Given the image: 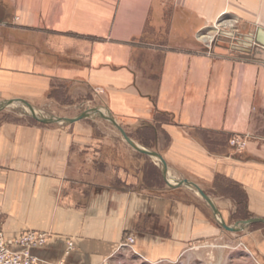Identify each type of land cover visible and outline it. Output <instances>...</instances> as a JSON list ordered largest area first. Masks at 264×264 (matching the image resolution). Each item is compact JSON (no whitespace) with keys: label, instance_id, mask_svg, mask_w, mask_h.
<instances>
[{"label":"crops","instance_id":"crops-1","mask_svg":"<svg viewBox=\"0 0 264 264\" xmlns=\"http://www.w3.org/2000/svg\"><path fill=\"white\" fill-rule=\"evenodd\" d=\"M230 7L0 0V102L36 105L60 86L70 96H97L128 135L135 130L134 141H154L169 169L208 193L224 218L238 208L231 183L245 194L250 219H264V0L234 6L238 28L210 29ZM234 136L247 141L241 153L230 145ZM112 142L82 122L63 129L0 115V231L48 233L39 254L68 264L112 263L129 237L139 257L155 262L223 237L194 195L112 187L107 180L124 169ZM238 238L264 264V228ZM69 241L75 248L67 253Z\"/></svg>","mask_w":264,"mask_h":264},{"label":"rangeland","instance_id":"rangeland-1","mask_svg":"<svg viewBox=\"0 0 264 264\" xmlns=\"http://www.w3.org/2000/svg\"><path fill=\"white\" fill-rule=\"evenodd\" d=\"M225 1L227 3H230L231 5L229 12L219 18L216 24L210 29H236L240 26L238 14L234 9V6L237 5L240 0ZM230 25L233 26L230 27ZM209 32L210 30L202 33V37L209 34ZM31 105L36 110L39 118L41 119H50L53 117L75 119L83 113L89 112L91 110L99 108L108 110L104 100L98 98L97 96H86L82 94L78 96H70L69 89L67 88V86H60V89H57L56 91L51 92L47 94L44 98H42L39 104ZM0 115L2 116L3 120L43 124L34 117H32L29 114V110L23 106H13L5 108L4 110L0 111ZM80 122L85 123L89 128L93 129L96 137L109 138L113 140L112 143L116 147H114L113 149L119 155V159L122 160L121 165L124 166V169H121L119 167L120 171H117L116 175H113L112 178L107 180L109 182L111 181L110 185H112V187H114L116 190H146L155 195H162L163 193L177 196L194 195L201 202L207 205L206 202L195 191L191 190L190 188H170L168 186V181L172 184H175V182L183 180L184 178L179 177L172 170H169L170 174L166 180L162 172L161 164L157 160L152 159L146 155L140 154L133 148H131L126 143L120 132L112 125L111 122L101 118L99 115L90 116L89 118L76 123ZM43 125H50L52 127L63 129L70 128L73 126L57 123ZM129 136H132V138H137V140L139 139V137L136 135L135 130H132L131 135ZM116 140H118V142L122 144L121 146H123L124 149L119 147V144L116 142ZM147 141L150 142L148 144L149 147L144 146L138 143L137 141L135 142L148 150L158 152L155 143H153L154 141ZM132 155L135 156V159L141 158L142 160L138 161L137 159V161L133 162L131 159ZM131 161L133 163H131ZM155 164H157L158 166H156ZM121 170H124V172L122 173ZM139 170L143 171L142 179L137 178V175H139ZM119 174H121V177H119ZM107 181L106 183L109 184V182ZM207 207L209 209V213L212 217V220L215 222L216 227L220 230L221 235H223L221 239L219 237L210 242H195L190 245L182 254V256L178 259H169L162 262L143 260L132 250L133 244L130 246H123L122 250L119 252L115 260L113 259L112 263L109 264H255L254 258L250 255V253L245 248L238 246V237H241L246 232H250L254 228H264V224L251 225L241 233L228 232L220 226L210 207L208 205ZM237 212V208L227 209V214L229 216L227 215L228 217L224 219L229 226H235L238 222L241 221L239 220L240 218H245L246 215L241 216L240 214L242 213ZM234 237H237V240H234Z\"/></svg>","mask_w":264,"mask_h":264},{"label":"water","instance_id":"water-1","mask_svg":"<svg viewBox=\"0 0 264 264\" xmlns=\"http://www.w3.org/2000/svg\"><path fill=\"white\" fill-rule=\"evenodd\" d=\"M13 105L23 106V107L27 108L30 111L29 114L43 124L57 123V124L73 125L76 122H79V121H82V120L89 118L90 116L99 115L101 118L112 123V125L120 132V134L122 135V137L124 138L126 143L131 148H133L135 151H137L140 154L146 155L152 159L157 160L162 166V172H163V175H164L166 180H167V177L169 176V170L170 169H169V166H168L167 162L165 161L164 157L156 151L148 150V149L140 146L139 144H137L126 133L125 129L117 122V120L114 118V116L106 109H100L99 108V109L91 110L89 112L83 113L82 115H80L79 117H77L75 119H67V118H60V117H53L50 119H47V118L41 119V118H39L36 110L33 108V106L30 103H28L27 101L22 100V99H16V100H11V101H6V102H0V111L4 110L5 108L12 107ZM168 186L172 189H179V188L187 187V188H190L191 190L195 191L206 202V204L210 207L215 218L219 222L220 226L228 232L241 233L246 228L250 227L251 225L264 224V219L252 218L249 220L240 221L235 226H229L226 223L221 211L217 207L214 200L196 183H194L188 179H183V180L175 182V184H172L171 182L168 181Z\"/></svg>","mask_w":264,"mask_h":264},{"label":"built area","instance_id":"built-area-1","mask_svg":"<svg viewBox=\"0 0 264 264\" xmlns=\"http://www.w3.org/2000/svg\"><path fill=\"white\" fill-rule=\"evenodd\" d=\"M230 145L237 153H241L246 149L247 141L243 137L234 136ZM50 238L51 235L45 232L27 231L15 237H7L0 231V264H68L64 259L52 261L39 254L45 249ZM134 243L135 238L129 237L124 246ZM74 248V242L69 241L67 253L72 252Z\"/></svg>","mask_w":264,"mask_h":264},{"label":"trees","instance_id":"trees-1","mask_svg":"<svg viewBox=\"0 0 264 264\" xmlns=\"http://www.w3.org/2000/svg\"><path fill=\"white\" fill-rule=\"evenodd\" d=\"M147 147H149L148 145H146ZM226 190L228 192V194H230L232 197H234L237 201V204H238V212L242 213L240 214L241 216H245V218H240L239 220H248L250 219V215L249 213H247L246 211V208H245V194L239 189L238 186L236 185H233V184H229L227 187H226ZM208 194V193H207ZM209 195V194H208ZM237 212V213H238Z\"/></svg>","mask_w":264,"mask_h":264},{"label":"bare ground","instance_id":"bare-ground-1","mask_svg":"<svg viewBox=\"0 0 264 264\" xmlns=\"http://www.w3.org/2000/svg\"><path fill=\"white\" fill-rule=\"evenodd\" d=\"M232 26H233V25H230V27H232ZM212 37H213V36H212ZM13 106H14V107H17L16 105H13ZM13 106H12V107H13ZM29 113H30V111H29ZM169 174H170V173H169ZM170 179H171V177H170Z\"/></svg>","mask_w":264,"mask_h":264}]
</instances>
